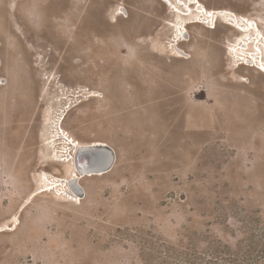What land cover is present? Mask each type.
Segmentation results:
<instances>
[{"label":"rangeland","instance_id":"obj_1","mask_svg":"<svg viewBox=\"0 0 264 264\" xmlns=\"http://www.w3.org/2000/svg\"><path fill=\"white\" fill-rule=\"evenodd\" d=\"M202 2L264 30V0ZM180 22L160 0H0V264H264V74L223 18L176 57ZM62 121L117 153L79 200Z\"/></svg>","mask_w":264,"mask_h":264},{"label":"bare ground","instance_id":"obj_2","mask_svg":"<svg viewBox=\"0 0 264 264\" xmlns=\"http://www.w3.org/2000/svg\"><path fill=\"white\" fill-rule=\"evenodd\" d=\"M161 1L168 5L171 12L176 14L181 20L179 24H176L174 29L175 38L171 43L172 49L176 52L178 57L183 56L186 59L190 57L185 51L183 52L178 48L181 43L187 41L189 33L187 25L204 24L206 26L208 25V28L210 29H215L218 25L217 22L219 18H223L227 20V25L239 31L240 44H236L231 49V54L234 57H240V61L238 65H236V68L240 66H249L264 74V30L258 22L252 21L247 17L238 15L230 10L217 11L208 9L202 0ZM193 14L195 15L193 22L187 21L190 16H194ZM241 80L243 82H250L245 77L241 78ZM69 109L64 110V119L66 113L70 111ZM56 127L55 133H57L58 138L65 140V142L68 143L66 149L69 150L67 153H69V158L72 157L71 160L74 167V170L72 171V174L74 175L66 180V193L68 192L69 195L76 198V200H79L78 198L84 192L81 186L82 177L104 176L110 173L117 162L116 149L107 143H94L88 145L80 143L64 128V121L57 123ZM80 150L83 151L80 152ZM95 151H100L105 155L104 158L95 163L97 166H99L98 164H101L100 167L93 168L88 166L87 161H84V163H81V161L77 162V156L80 153ZM66 160L71 161L68 159ZM100 161L101 163H99Z\"/></svg>","mask_w":264,"mask_h":264},{"label":"water","instance_id":"obj_3","mask_svg":"<svg viewBox=\"0 0 264 264\" xmlns=\"http://www.w3.org/2000/svg\"><path fill=\"white\" fill-rule=\"evenodd\" d=\"M102 157L103 153L100 151L80 153L77 156V162L81 161V163H84V161H87L88 165H94L96 161L102 159Z\"/></svg>","mask_w":264,"mask_h":264},{"label":"crops","instance_id":"obj_4","mask_svg":"<svg viewBox=\"0 0 264 264\" xmlns=\"http://www.w3.org/2000/svg\"><path fill=\"white\" fill-rule=\"evenodd\" d=\"M160 1H161V0H160ZM162 2H163V1H162ZM163 3H164V2H163ZM129 17H130V16H129ZM129 17H128V18H129ZM200 25H201L202 27H206V28H208V26H206V25H204V24H200ZM261 28H262V27H261ZM181 51L184 52L185 50L182 49ZM185 53H186L187 55H189L186 51H185ZM174 54H175L176 57H178V55L176 54L175 51H174ZM189 56H190V55H189ZM178 58H180V59H186V58L183 57V56H181V57L179 56ZM187 59H188V58H187ZM100 142H101V143H107V142H104V141H92L93 144H94V143H100ZM107 144H109V143H107ZM109 145H111V144H109ZM111 146H112V145H111Z\"/></svg>","mask_w":264,"mask_h":264}]
</instances>
